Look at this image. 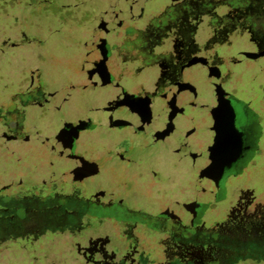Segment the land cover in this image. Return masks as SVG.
<instances>
[{"label":"rangeland","instance_id":"rangeland-1","mask_svg":"<svg viewBox=\"0 0 264 264\" xmlns=\"http://www.w3.org/2000/svg\"><path fill=\"white\" fill-rule=\"evenodd\" d=\"M109 1L0 0V220L14 224L12 230L0 229V264H264V244L239 240L236 233L251 235L256 228L264 235L262 169L239 180L241 190L254 191L247 209L242 202H226L204 223L230 234L194 245L172 237L183 231L177 220L189 191L186 180L173 175L182 173V165L194 166L195 178L206 174L217 140L228 134L222 104H211L215 120L195 116L192 135L201 138L204 130L205 143L189 154L190 147L170 139L146 141L140 132L129 140L112 127L83 125L68 140L58 132L70 118L86 121L99 113L116 118L121 109L89 86L94 79L84 63L92 48L88 38ZM243 1L230 0L238 7ZM248 1L249 10L244 4L245 12L224 18L231 30L211 47L205 39L193 44L191 32L182 44L174 37L165 43L164 31L158 42L163 45L157 46L170 52L166 69L159 61L149 64L150 51L136 30L175 21L183 11H194L192 24L204 5L151 0L136 30L123 29L113 40L120 54L133 56L121 58L114 49L108 65L128 69L126 81L153 80L170 70L180 85L200 93L243 89L264 97V0ZM219 12H224L221 4ZM214 52L218 56L209 58ZM260 101L264 105V98ZM166 167L172 180H166Z\"/></svg>","mask_w":264,"mask_h":264},{"label":"flooded vegetation","instance_id":"flooded-vegetation-1","mask_svg":"<svg viewBox=\"0 0 264 264\" xmlns=\"http://www.w3.org/2000/svg\"><path fill=\"white\" fill-rule=\"evenodd\" d=\"M150 1L110 0L103 7L102 16L96 19L98 24L92 30V36L88 38L92 48L84 63L86 71L94 79L93 82H89V86L93 90L102 91L107 99L120 105L121 109L116 118L100 113L91 115L86 121L70 118L58 132L68 140V135L74 134L76 130H81L83 125L90 130L100 126L112 127L117 129L119 137L125 135L129 140L133 134L136 135L140 132L147 135L146 141L170 139L173 141L172 143L177 142L178 145L190 147L186 150V154H189L191 150L201 151L205 143L202 141L205 136L204 130H200L201 138H194L192 135V131L196 127L195 116L202 114L210 120H215L211 104H222L221 110L226 117L225 124L228 134L222 140H217V148L210 157L206 174L201 178H195L194 172L190 173V169L195 170L194 166L182 165L179 167L182 173L178 171L176 174L175 171L176 177L173 175V179L180 178L181 183L186 180V184L183 186L189 190L186 200L180 206L183 216L177 220L178 226L183 231L181 234H173V239L179 240L183 244L193 245L202 243V240L215 243V237L227 236L230 234L229 230L225 228L216 230L217 228L214 226L204 228L206 219L218 206H222L226 202H242L240 204H243L247 209L253 201L249 196L253 195L254 191L248 194L245 191L246 187L241 190L238 187L239 180L248 174L249 170L252 173L258 172L260 169L264 171V105L260 101V97H264L261 94L258 95V92L243 89L200 93L187 85H180V78L173 77L170 70L162 72L158 78H153V80L132 79L126 81L124 77L129 72L128 69L122 65L116 68L108 65V61L113 57L114 49L120 54L119 44L113 40L120 37L123 29L126 30L129 27L133 29L134 25L136 26L139 20L146 16V7ZM243 2L238 7V4H233L230 0H201L204 9L197 20L193 19L194 22L196 21L195 23H189V16H193L194 11H183L177 15L176 19L174 18L175 21L171 17L165 25H151L143 31H137L134 27L138 35L144 36V49L150 51L149 64L159 61L167 69L169 68L168 64L172 63L169 61L170 52L168 49L158 47L163 45L158 42L164 31L165 43L169 38L174 37L175 39L179 38L178 44H182L187 39L186 32H191L194 35L193 44L196 39L199 41L205 39V43L203 42L205 46L211 47L216 41H220L222 32L227 33L231 30L230 22L226 23L224 18H231L237 12L243 13L250 9L249 1L244 0ZM201 4H199L200 7ZM219 4L224 6V12H219L216 15V8ZM244 4L245 11L242 7ZM131 37H133L132 34ZM130 39L133 40V38ZM189 43H187L188 46ZM160 55L161 57L164 55V59H159ZM131 56H133L131 52L126 55L124 52L120 54L121 58H130ZM217 56L218 53L214 52L213 55H209V58ZM149 64L146 65L147 68L151 66ZM217 84L219 85L218 82H216ZM70 141L72 164L68 171V182L71 183L74 181L72 170L75 159L74 148H76L75 136ZM179 160L182 163V160ZM176 163H178V159ZM127 164L130 166V163ZM173 167L174 163L171 169ZM175 167L178 169V166ZM163 171L167 176L166 180H172L168 167L163 168ZM187 171L189 172L187 173ZM190 180H193L191 188L188 185ZM171 184L175 185V181H172ZM132 187H135L134 182ZM242 196L243 198H241ZM10 222L11 220L8 221L6 218L0 220V229L12 230L14 224L12 225ZM242 232L240 229L236 232L239 240L250 241L255 238L254 240L261 242V245L264 244V235L258 234L259 230L256 228L253 231L255 233H250L252 236L242 235ZM191 259L197 261V257Z\"/></svg>","mask_w":264,"mask_h":264}]
</instances>
